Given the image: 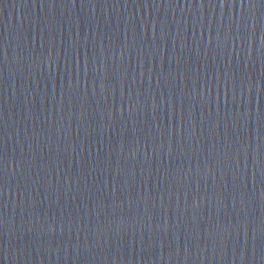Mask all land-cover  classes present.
<instances>
[{
    "label": "water",
    "instance_id": "water-1",
    "mask_svg": "<svg viewBox=\"0 0 264 264\" xmlns=\"http://www.w3.org/2000/svg\"><path fill=\"white\" fill-rule=\"evenodd\" d=\"M0 264H264V0H0Z\"/></svg>",
    "mask_w": 264,
    "mask_h": 264
}]
</instances>
